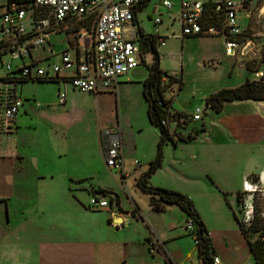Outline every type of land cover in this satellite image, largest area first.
Masks as SVG:
<instances>
[{
    "label": "rangeland",
    "instance_id": "374dc122",
    "mask_svg": "<svg viewBox=\"0 0 264 264\" xmlns=\"http://www.w3.org/2000/svg\"><path fill=\"white\" fill-rule=\"evenodd\" d=\"M161 1L151 0L138 13L137 27L145 36L163 35L160 37H164L161 39L164 42V46L159 45L156 48L159 55V68L167 75L176 76V78H181L182 80L180 90L174 84L164 93V96L167 93L171 102L175 104H172L171 108L182 111L189 117L193 115L196 109L201 112V120L199 122L187 121L182 126L179 125L174 134L180 132V135L186 137L188 134H194L201 126H204L205 132H200L191 144L181 142V144H177L174 147L170 142H167L162 148L160 169L149 178L152 179L154 177L153 185H162L163 187H159L161 189L175 191L171 189L173 188L189 192L195 196L198 194L197 203L205 204V207L201 205L200 208L204 216L209 207L211 196L214 195L212 194L207 202V195L210 193H206L205 196L198 189L196 182L189 181L185 183L179 179V175L185 173L190 179L195 180L198 175L195 168H233V171L252 168V174L257 177L260 170L264 169V102L257 101L247 105H243V102L228 104L224 106L220 115L217 113L215 115L212 110L205 109L204 95L212 89L220 88L216 90L219 91L242 85L238 84V86H235L238 82L237 74H246V79L248 74L245 71V65L247 60L252 58V55L250 54L242 60L237 57H226L222 40L217 37L181 38L179 36L180 26L179 22H177V12L175 10L167 11L166 8L161 7ZM172 1L175 2V0ZM233 1L236 3L242 2V0ZM158 10L160 12H157ZM168 12H171L170 16ZM158 13H161L160 17L163 18V22L155 26L153 19L154 15ZM172 18L175 21H171ZM237 22L243 27L245 37L250 39L254 45H259L261 43L259 36L264 33V0H251L245 9L238 12ZM25 24L28 25L27 19H25ZM57 37L58 41H62L60 46L62 45V48H66L65 36L60 35ZM56 49L58 51L60 48ZM140 57L141 62L139 59L137 60L139 65L131 70L128 76H122L117 79L119 83L117 92L88 95L77 91L73 93L72 90L67 89L66 104L63 106H58V86L55 82H26L17 86V91L21 93L22 98L27 100L23 108L20 109L19 123L22 119L29 120V115L24 114V110L29 112L31 109L38 107L37 109L39 110L37 111H44L46 107L45 110L50 115L55 117L59 115L60 125L64 127L67 144L62 141L58 145L66 153V167L72 168L76 172L85 171L90 166L96 167L91 168V171H95L92 173L97 174L96 178L84 180V182L80 183L81 186H78H83V193L80 195V199L85 205L88 203V195L99 189L93 187L94 185L97 186V183L100 186H109V189L119 195L126 207L129 206V200L121 189H126L130 197L134 198L141 208H147L150 202V197L142 193L137 187V182L143 173L146 172L147 165L155 158L154 156L152 160H149L152 154L156 153V141L159 139V132L152 129L147 119V104L142 95V82L148 75L147 65L152 63V55L141 50ZM7 60V57L2 59L3 63H6ZM42 65L44 66L45 64ZM230 71L233 72L231 76ZM254 111L258 112V118L256 119L257 121L252 123L255 126L252 131V128L249 127V122H245L244 117L254 113ZM223 117H225L224 121L221 120ZM225 121L229 123L232 121L229 129L224 128L223 123H226ZM21 127L23 128L22 130L26 129V127ZM217 128L229 133L227 141L223 144H221V139L219 141L217 138ZM255 128L257 134L254 133ZM99 129L102 131L117 129V132L121 134L124 158L123 174L110 170L106 166L105 157L97 139ZM43 131L45 135L46 130L43 129ZM30 134L38 138L42 137L39 127L36 132H31ZM49 135L53 137L50 131ZM248 138L253 142H244ZM21 143L23 142H18V145ZM32 150L25 145V148H22V153H30ZM62 150L59 151L62 153ZM190 168H194L192 172ZM102 169L106 170L108 176L103 174ZM206 183L208 182L206 181ZM258 186L257 192L250 200L253 204V216L256 210H260L264 214V192H262L264 191V186ZM1 188L5 189L4 186H0ZM212 189L215 194L218 193V189L216 190L213 186ZM9 191H11L10 188ZM175 192L183 194L179 191ZM217 196H220L218 197L220 199L222 197V201L224 200L223 195L217 194ZM240 199L239 207L243 203V198L241 197ZM83 204L80 205L83 206L85 211L92 214L101 213L88 210ZM214 204L212 206L215 207ZM218 206L219 204H216V207ZM222 206L225 213L230 214L233 220L227 204L224 202ZM112 211L115 213V210ZM234 211L241 220L242 213L236 210L235 207ZM130 214L133 217L136 215L135 212H125L123 217L128 218ZM161 215L152 212V214L146 215L148 219H144L145 222L144 220L142 221L141 217L134 218L136 221L127 219V223L132 225L130 229L128 225H125V229H128L129 232L127 237L130 239V243L128 248L122 250V256L128 264H154L158 260L165 264L158 254L155 255V260L151 261V256L146 251L144 252L142 246L137 245L140 237L145 234V228L156 229L161 233L165 232L161 224L162 218L167 219L172 216L174 223L179 224V227L184 225L185 220L180 210L174 211L172 215L170 212L164 214V217H161ZM115 216L108 215L106 224L113 230H119L123 223L121 225L120 223H115ZM74 222L71 221L72 224ZM223 224L225 223L223 222ZM72 228L75 227L72 226ZM192 245L195 248L194 242ZM54 253L52 255H56ZM59 258L66 264H75V258L70 254ZM22 260L26 261V258H22ZM185 264H198L195 255L192 261H187Z\"/></svg>",
    "mask_w": 264,
    "mask_h": 264
},
{
    "label": "crops",
    "instance_id": "0c3cea01",
    "mask_svg": "<svg viewBox=\"0 0 264 264\" xmlns=\"http://www.w3.org/2000/svg\"><path fill=\"white\" fill-rule=\"evenodd\" d=\"M8 1H0V7L5 6ZM168 1L172 3L171 10L177 12L179 1ZM139 12L135 13L133 20L136 31L140 30L137 27V15ZM157 12L160 11L158 10ZM168 15L170 16L171 12H168ZM156 16L160 17L161 13L154 15V18ZM160 20L162 23L163 18L160 17ZM157 36L162 39L164 38L160 37L163 35ZM57 38V36H51V43L58 54L65 48L59 45L60 41ZM56 48L60 49L56 51ZM49 63H59V57H53L49 60ZM229 73L230 76L231 74L233 75L232 71ZM245 75L237 74L238 82L235 86L245 83ZM174 77L176 78V76ZM56 85L58 86L57 96L59 92L66 93L67 89L72 90L63 81L56 82ZM118 86L119 83L117 82L116 92L118 91ZM218 89H212L204 95V105L205 99L211 94L216 93ZM72 91L73 93L75 92L74 90ZM17 94L23 100L21 109L27 100L22 98L19 91ZM164 98L168 100L170 96L166 93ZM242 102L243 105L255 103V101L250 100L232 103L239 104ZM232 103L225 102L223 108L225 105H232ZM172 104L174 103L171 102ZM35 108L29 112L24 110V114L29 115V120L22 119L20 123L18 121L19 109L11 132L9 134H0V186L5 187V189H0V264H66L59 257L68 254L74 256L75 264H128L123 259L122 250L128 248L130 243V239L127 237L129 232L128 229H125V225H128L129 229L132 225L131 223L123 224L119 230H113L106 224L108 215H116L114 222L121 225L125 218L123 217L125 212H135L143 221L144 219H148L146 215H150L155 211L151 209L149 204L145 209L139 207L135 199L130 197L128 191L121 189L129 200V206L126 207L115 191L109 189V186H100L99 183H97V186H93V184L92 186L114 192L118 196L119 207L114 204L111 205V210H115V213L114 211L103 210L100 211L101 213L92 214L85 211L83 206L80 205L83 204L80 199V195L83 193V186H78H81L79 182L82 183L89 178H96L97 174L92 173L95 171H91V168L96 167L90 166L85 171L80 170L79 172L73 171L72 168H67L65 163L66 153L58 145L62 141L67 144V136L64 127L60 125L59 115L56 117L50 115L45 110L46 107L44 111H37L39 110L37 109L38 107ZM171 111L184 114L182 111L173 108H171ZM217 114L220 115V113ZM217 114L215 113V115ZM257 118V111L244 117L245 122H249V127L252 128V131L253 127H255L252 123L257 121ZM221 120L224 121L225 117ZM230 124H232V121L230 123L227 121L223 123V126L225 129H229ZM21 126L26 127V129L22 130ZM38 127L42 135L41 138L30 134L31 132H36ZM43 129L46 130L45 135ZM152 129L157 130L154 127ZM49 131L53 137L49 135ZM114 131L117 132V129H106L104 131L99 129V133L97 134L99 147L102 149L104 157L109 141L114 138V136H109L108 133L112 132V135H114ZM216 132L218 140L220 141L221 139V144L227 141L229 133L223 132L220 128H217ZM254 133L257 134L256 128ZM118 134L121 141V134L119 132ZM193 141L187 143L191 144ZM250 141L252 140L249 138L244 140L247 143H250ZM18 142L23 143L18 145ZM178 144H181V142H178ZM25 145H27L28 149L31 148L33 150L30 153H22V148H25ZM59 150H62V153ZM155 154L153 153L149 160H152ZM193 169L190 168L191 172ZM195 169L198 172L195 180L190 179L185 173H181L179 179L185 183L189 181L196 182L198 189L205 196L206 193H210L207 195V202L208 198L212 194L214 195L211 196L213 203L209 202V207L204 213L206 217L200 211L201 205L205 207V204L197 203L196 201L198 194L195 196L189 192L171 189L182 192L192 200L200 220L208 232L211 245L214 249V258H217L218 264H255L247 240L241 233L233 216L235 213L234 207L235 209L237 208L236 194L242 192V184L245 180H249L248 177L255 176L252 174L253 169L246 168L242 171H239V169L233 171V168ZM102 172L108 176L105 169H102ZM257 177L259 179L261 177L264 178V169L260 170ZM153 179L154 177L152 179L148 178L147 184L149 186L155 188L157 186L158 188L163 187L162 185H153ZM249 181L252 182L251 180ZM212 186L216 190L218 189L217 194L223 195V201L221 200L222 197L220 199L218 198L220 196L215 194ZM9 188L11 191H9ZM224 202L229 205L227 207L231 211L233 220L230 214L225 213L222 206ZM214 203L219 204V206L216 207ZM213 204L215 207L212 206ZM83 205L88 209V203ZM178 210L180 209L177 206L170 205L166 207L164 212H155V214H162L161 217H164V214L170 212L172 215L174 211ZM181 213L183 219L186 221L188 219L187 215L182 211ZM134 220L136 221V219ZM173 220L172 216L167 219L162 218L161 224L165 231L164 233L158 232L156 229L145 228V234L140 237L137 245L142 246L144 252L146 251L151 256V261H154L155 255L158 254L165 264H185L187 261H192L195 255L199 264L196 249L192 245V238L186 233L184 225L183 227H179V224L174 223ZM71 221L75 222L72 224ZM72 226L75 228H72ZM152 239L160 244V249L154 253L148 251L146 244V241ZM53 253L56 255H52ZM127 254L129 253L127 252ZM22 258H26V261L22 260ZM154 264H162V262L158 260Z\"/></svg>",
    "mask_w": 264,
    "mask_h": 264
},
{
    "label": "built area",
    "instance_id": "2783aa9c",
    "mask_svg": "<svg viewBox=\"0 0 264 264\" xmlns=\"http://www.w3.org/2000/svg\"><path fill=\"white\" fill-rule=\"evenodd\" d=\"M144 1L9 0L0 7V134H9L14 126L23 103L17 94V86L22 82L63 81L72 90L88 95L115 92L117 79L135 69L139 65L138 59L141 62L139 37L133 20L135 11ZM178 1L176 16L181 38L217 37L222 40L226 57L242 60L251 54L252 58L246 62L252 68L251 79L264 81V33L259 36L261 43L256 46L245 37L243 27L237 22V14L246 8L248 0L241 3L233 0ZM150 2L147 0V4ZM206 6H210L211 13L207 12ZM161 7L170 11L172 3L162 0ZM153 23L159 25L160 17L156 16ZM60 35L65 36L66 48L57 54L51 36ZM155 37L158 44L163 45L162 38ZM56 56L59 63H49ZM3 57L8 58L6 63H3ZM164 84L163 78L160 86ZM57 101L63 106L66 93L59 92ZM200 113L196 109L190 120L200 121ZM162 125L170 131L176 126L167 121ZM108 135L114 138L106 147L105 164L108 169L123 174L120 136L116 131L114 135L112 132ZM258 185L264 186L263 177L258 183L243 182V203L239 209L242 217L239 220L245 228L253 220L250 200ZM87 207L93 212H111L109 199L97 195H89ZM134 218L140 216L130 214L122 223L128 224L127 221ZM184 229L196 246L197 237L190 219L184 222ZM146 244L150 253L160 249L154 239ZM213 264H218L217 258H213Z\"/></svg>",
    "mask_w": 264,
    "mask_h": 264
},
{
    "label": "trees",
    "instance_id": "16d2710c",
    "mask_svg": "<svg viewBox=\"0 0 264 264\" xmlns=\"http://www.w3.org/2000/svg\"><path fill=\"white\" fill-rule=\"evenodd\" d=\"M248 1L250 2L251 0ZM249 2H247V4ZM146 4L147 0L140 5L135 13L145 8ZM206 10L207 12L211 13L210 6H206ZM137 34L139 37L141 50L144 51V53H150L153 59L152 63L147 65L148 75L142 82V95L147 104V119L150 125L159 132L155 158L147 165L146 172L143 173L137 182V187L142 193L150 197L149 206L153 211L158 213L164 212L167 206L175 205L187 215L188 219L193 222L195 235L197 237V245L195 247L199 264H213L214 249L211 245L208 232L200 220L193 202L187 196L181 193L161 188H154L147 184L148 178L161 166L162 148L167 142H170L174 147L178 144V142H190L194 140L200 132H205V128L204 126H201V128L196 130L194 134H188L186 137L180 135V132H176V134H174V132L177 131L179 125L182 126L185 122L191 120L190 117L185 114L172 112L171 100H165L164 93L174 84H176L178 90H180L182 87V80L181 78L178 79L167 75L160 70L159 55L156 50L157 46H159L157 37L145 36L140 30L137 31ZM245 71L248 74L245 83L236 88L221 89L216 93L211 94L205 99V109H210L215 113H220L225 102L232 103L235 101L248 100L264 102V81H252L250 77L252 74L251 65L246 64ZM163 78L166 80V84L161 87L160 83ZM37 82L44 83L55 81ZM23 83L26 82H22L21 84ZM164 121L175 123V129L170 131V129L164 127L162 125V122ZM248 179L253 183L259 182V178L256 176H250ZM93 193L94 194L92 195L108 198L110 205L114 204L115 206L119 207L118 196L114 192L110 190L98 189ZM241 197V193L236 194V210L238 211H240L238 203L241 200ZM227 206L229 207L228 204ZM233 216L241 233L247 240L249 250L254 258L255 264H264V214L260 210H256L253 220L247 228L244 227L237 214L234 213Z\"/></svg>",
    "mask_w": 264,
    "mask_h": 264
}]
</instances>
